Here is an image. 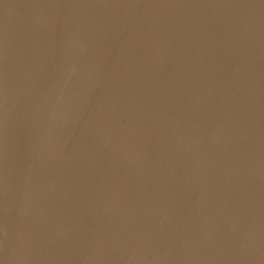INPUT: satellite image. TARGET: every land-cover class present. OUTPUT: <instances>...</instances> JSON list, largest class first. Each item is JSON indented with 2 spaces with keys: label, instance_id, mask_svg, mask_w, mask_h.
Wrapping results in <instances>:
<instances>
[{
  "label": "water",
  "instance_id": "95a60500",
  "mask_svg": "<svg viewBox=\"0 0 264 264\" xmlns=\"http://www.w3.org/2000/svg\"><path fill=\"white\" fill-rule=\"evenodd\" d=\"M0 264H264V0H0Z\"/></svg>",
  "mask_w": 264,
  "mask_h": 264
}]
</instances>
